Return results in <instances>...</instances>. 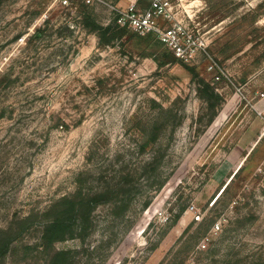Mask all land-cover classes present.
<instances>
[{
	"label": "rangeland",
	"instance_id": "1",
	"mask_svg": "<svg viewBox=\"0 0 264 264\" xmlns=\"http://www.w3.org/2000/svg\"><path fill=\"white\" fill-rule=\"evenodd\" d=\"M167 1L195 59L102 39L107 4L0 0V264H48L50 207L82 187L126 208L54 244L71 264H264V0Z\"/></svg>",
	"mask_w": 264,
	"mask_h": 264
},
{
	"label": "trees",
	"instance_id": "2",
	"mask_svg": "<svg viewBox=\"0 0 264 264\" xmlns=\"http://www.w3.org/2000/svg\"><path fill=\"white\" fill-rule=\"evenodd\" d=\"M140 2L141 0H138V3ZM121 26L127 28L120 24L116 18L112 24H109L106 27L96 25L98 33L102 39L103 36H107L108 34L113 35V33L116 32ZM138 35L145 36L142 34ZM206 85L209 86L208 83H206ZM202 96L210 100L206 89H203ZM211 106H214V104L212 103ZM78 180L80 182L84 181L82 178H79ZM122 192V189H112L109 187H102L93 192H85L82 187L73 195L63 196L58 201H56L49 210L53 212V216H51L45 222L42 233V245L44 248L50 249V258L48 264H71L70 250L54 249V244L57 241H63L69 237H72L80 224L90 220L91 212L97 206L98 202L107 200L109 195L113 194L114 196H117V200H119L118 202L115 201L113 208L115 213L126 208L125 199L120 197ZM145 206V208L148 207V200ZM180 214L181 212L176 213L174 220H177L180 217ZM82 228H85V226H82ZM11 240L12 237L8 234L0 236V255H4L6 253Z\"/></svg>",
	"mask_w": 264,
	"mask_h": 264
},
{
	"label": "built area",
	"instance_id": "3",
	"mask_svg": "<svg viewBox=\"0 0 264 264\" xmlns=\"http://www.w3.org/2000/svg\"><path fill=\"white\" fill-rule=\"evenodd\" d=\"M69 4L70 0H62ZM88 5L107 4L114 12L115 18L132 31L146 35H156L165 46L180 60L195 59L205 45L190 30L188 25L178 21L168 11L167 0H151L149 6H141L137 0H127V5H116L107 0H83ZM213 68V64L209 66Z\"/></svg>",
	"mask_w": 264,
	"mask_h": 264
},
{
	"label": "crops",
	"instance_id": "4",
	"mask_svg": "<svg viewBox=\"0 0 264 264\" xmlns=\"http://www.w3.org/2000/svg\"><path fill=\"white\" fill-rule=\"evenodd\" d=\"M121 4H123V5H126L127 4V0L126 1H121Z\"/></svg>",
	"mask_w": 264,
	"mask_h": 264
}]
</instances>
